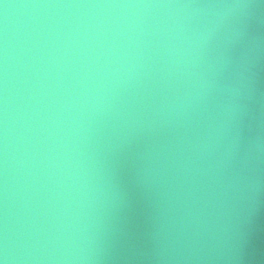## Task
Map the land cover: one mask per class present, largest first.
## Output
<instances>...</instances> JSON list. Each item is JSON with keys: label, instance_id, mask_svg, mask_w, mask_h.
Returning a JSON list of instances; mask_svg holds the SVG:
<instances>
[{"label": "water", "instance_id": "95a60500", "mask_svg": "<svg viewBox=\"0 0 264 264\" xmlns=\"http://www.w3.org/2000/svg\"><path fill=\"white\" fill-rule=\"evenodd\" d=\"M185 2L190 0H0V234L6 220L10 242L17 248L9 264H264L262 0H248L252 7L243 15L238 12L232 25L221 30L191 75L173 67L160 46L161 30L183 19L185 10L39 7ZM213 13L192 18L190 28L203 27ZM133 21L155 33L147 36L142 67L117 84L96 111L83 105L65 111L55 135L34 148L27 113L39 66L36 37L65 32L82 22L115 27ZM241 22L247 35L232 50V65L224 69L217 60L225 33ZM75 67L66 64L60 73L64 79L50 89V111H56L64 88L74 87ZM201 79L212 89L196 105L190 122L179 120L154 134L132 131L134 122L163 121L168 106L193 92ZM237 82L244 105L238 124L241 162L217 169L216 161L231 138V124L210 155L198 158L196 147L223 119L222 106L228 100L224 89ZM45 150L51 157L48 167L39 163ZM237 175L243 191L231 187ZM41 214L38 226L44 231L38 243L28 242L26 251L29 224ZM162 223L173 240L163 256L156 241Z\"/></svg>", "mask_w": 264, "mask_h": 264}, {"label": "clouds", "instance_id": "9594fccd", "mask_svg": "<svg viewBox=\"0 0 264 264\" xmlns=\"http://www.w3.org/2000/svg\"><path fill=\"white\" fill-rule=\"evenodd\" d=\"M264 3V0H262ZM7 9L9 6L4 5ZM35 7V6H34ZM39 7H70V8H120V9H150L166 8L185 10L183 19L173 21L171 26H165L161 32L160 46L163 47L165 55L169 58L173 67L186 71L190 75L191 70L198 67L207 50L217 41L222 29L229 28L233 18L239 12L244 14L245 10L252 7L248 0H233L231 3H167V4H72V5H39ZM213 10L215 12L213 13ZM213 13L203 27L198 29L190 28L191 19L201 14ZM155 36V33H148L134 21L127 24H117L115 27L105 26L103 22L85 24L81 23L69 28L65 32H42L36 37L35 46L38 52L39 66L36 69V79L29 96V111L27 113L28 131L34 132L36 140L33 147H40L46 144L55 135L54 129L58 127V121L63 122L62 116L65 111L71 112L73 108L79 109L91 107L94 112L99 103L109 97L115 86L126 81L132 73L142 67L140 61L144 56L143 48L149 41L147 36ZM246 28L241 22L233 28L230 33H225L224 48L218 57L217 63L224 69L233 63L232 50L236 48L246 37ZM71 53V57L69 54ZM75 64L72 84L74 87L64 88V94L56 102V111H50L51 101L49 100L50 89L53 85L57 87L64 79L60 75L66 64ZM56 72L53 73L52 69ZM7 67L4 69V123H3V145L4 159L7 162L8 148V119H7ZM212 89V84L201 79L194 86L193 92L178 97L165 113L163 121L146 120L134 122L132 131L142 133H155L164 125L174 124L183 120L190 122L191 115L199 103H203ZM227 103L222 106V117L220 123L210 128L206 136L199 141L196 151L198 158L203 159L210 155L216 148L220 138L225 133V128L231 124V138L225 150L216 161V168L232 166L241 162L242 136L239 129V121L244 113V105L241 103L242 90L239 83H233L225 87ZM260 147V145H257ZM33 156L36 153L32 154ZM51 157L45 150L40 157L39 163L48 167ZM190 170V169H189ZM242 178L237 175L233 178L231 187L236 191H243L241 188ZM7 181L5 180V188ZM249 189L255 188V184L249 182ZM5 199L7 192L5 191ZM6 215V213H5ZM41 216H33L29 224L25 242L27 251L28 242L38 243L44 231L38 225L43 222ZM156 241L161 256L166 253L172 245L171 230L166 224H161L156 233ZM17 248L10 242L5 220L2 234H0V264H9L10 256L14 257Z\"/></svg>", "mask_w": 264, "mask_h": 264}]
</instances>
